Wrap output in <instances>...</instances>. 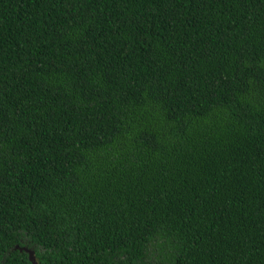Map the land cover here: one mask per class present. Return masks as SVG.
Wrapping results in <instances>:
<instances>
[{
  "label": "trees",
  "instance_id": "16d2710c",
  "mask_svg": "<svg viewBox=\"0 0 264 264\" xmlns=\"http://www.w3.org/2000/svg\"><path fill=\"white\" fill-rule=\"evenodd\" d=\"M264 264V0H0V264Z\"/></svg>",
  "mask_w": 264,
  "mask_h": 264
},
{
  "label": "water",
  "instance_id": "95a60500",
  "mask_svg": "<svg viewBox=\"0 0 264 264\" xmlns=\"http://www.w3.org/2000/svg\"><path fill=\"white\" fill-rule=\"evenodd\" d=\"M14 249H17L18 251H23L27 254V259L30 262V264H35L33 252L26 248H18L17 246H14Z\"/></svg>",
  "mask_w": 264,
  "mask_h": 264
}]
</instances>
